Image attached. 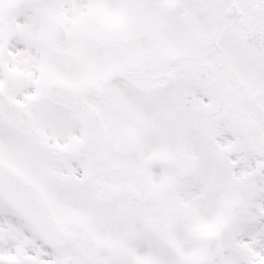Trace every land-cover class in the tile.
Instances as JSON below:
<instances>
[{
    "label": "snow or ice",
    "instance_id": "obj_1",
    "mask_svg": "<svg viewBox=\"0 0 264 264\" xmlns=\"http://www.w3.org/2000/svg\"><path fill=\"white\" fill-rule=\"evenodd\" d=\"M0 264H264V0H0Z\"/></svg>",
    "mask_w": 264,
    "mask_h": 264
}]
</instances>
